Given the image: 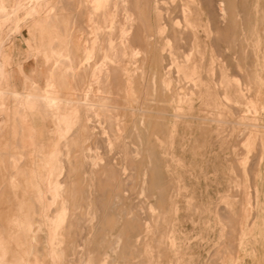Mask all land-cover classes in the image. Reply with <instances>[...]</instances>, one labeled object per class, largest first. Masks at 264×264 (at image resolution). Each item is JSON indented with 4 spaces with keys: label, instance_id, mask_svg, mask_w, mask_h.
I'll return each mask as SVG.
<instances>
[{
    "label": "rangeland",
    "instance_id": "1",
    "mask_svg": "<svg viewBox=\"0 0 264 264\" xmlns=\"http://www.w3.org/2000/svg\"><path fill=\"white\" fill-rule=\"evenodd\" d=\"M124 2L61 0L49 10L48 27L58 12L75 38L82 82L70 76L79 74L70 55L59 56L54 89L73 101L48 115L28 103L30 91L48 88L50 67L37 49L29 55L30 20L21 14L20 32L0 29V90L19 96L0 97V264H239L248 226L264 223V0ZM19 65L36 70L37 88L25 89ZM99 65L115 68V109L96 105L106 85L104 76L91 84ZM62 114L73 118L65 141ZM50 175L63 191L55 203ZM62 201L57 248L49 225Z\"/></svg>",
    "mask_w": 264,
    "mask_h": 264
},
{
    "label": "crops",
    "instance_id": "2",
    "mask_svg": "<svg viewBox=\"0 0 264 264\" xmlns=\"http://www.w3.org/2000/svg\"><path fill=\"white\" fill-rule=\"evenodd\" d=\"M3 4L5 9L7 10L8 13L13 12L14 11L17 12L16 15V20L14 18L11 19V21H17V23H15L14 21L12 22V24L14 23V27H15V31L16 32H20V21H21V14L25 15V17H27L29 14V16L27 17L28 20H30V29H32L37 37L36 40V44L35 47L30 45L29 46V55H31V49L35 48L38 50V52L40 53V56L46 55V65L50 66L48 67V75L45 78V81L47 82V87L49 85V78H50V72L51 70L54 71L55 68H52V60L49 58L50 55L52 54V52H56V53H60L61 55H63V53H65V55H70V61L73 63V49L72 46L73 42L75 40L74 36L72 35V32L69 29H66L64 27H62V22H63V17L59 15L58 12H56L55 14L58 15L59 17H61V22L60 23H55L56 27L55 28H49L48 24L46 23V16L49 15V10H51L52 8L57 10V4L61 1L58 0L57 2H51L50 0H0ZM35 1V2H32ZM42 1V2H41ZM39 4V5H38ZM19 5L18 8L17 6ZM17 7V9H16ZM29 8V9H28ZM14 9V10H13ZM21 9V10H20ZM35 11L34 13L36 14H31L32 10ZM30 10V12H29ZM10 11V12H9ZM29 12V13H27ZM12 14V13H10ZM48 14V15H47ZM31 15H35L33 16V18H30ZM43 15V16H41ZM10 21V22H11ZM7 23V24H10ZM18 25V26H16ZM1 27H3V25H0V29ZM60 27V28H59ZM70 43H69V42ZM56 43V44H55ZM4 40L0 39V58H3L5 61L8 59V55L4 52ZM54 50H53V46ZM62 45V46H60ZM60 47H62L60 49ZM58 49L61 51H58ZM52 51V52H51ZM53 56V55H52ZM51 56V57H52ZM29 58V56L27 57V59ZM51 60V61H50ZM19 72L21 74L24 75L25 81L27 79L29 80H34L31 76L36 74V70H33L31 73V76H28L24 73L23 70V66L19 65ZM3 71H0V74H2ZM25 84V83H24ZM23 84V86H24ZM54 85L55 83L51 86L48 87L46 90H50L53 91L55 93H58L55 91L54 89ZM23 94L24 97L27 94V91H25V89H23ZM39 90V89H38ZM45 90V91H46ZM0 91H5V90H0ZM31 94V93H29ZM63 93H58V97L62 100H60V102L66 101H73L72 99H65L62 96ZM25 102V101H24ZM45 108V107H44ZM44 111V109H42ZM46 112L50 109H46ZM45 112V114H46ZM35 113L33 112H29L28 116H29V122H30V126L32 124L33 127H35V119L32 118V115H34ZM49 114V113H48ZM47 115V114H46ZM68 122V121H73L72 115L69 114H62L61 120L57 123V125H60V122ZM19 127L23 129L25 128V126H23L22 124H19ZM59 127H57V136H58V132H59ZM25 130V129H24ZM24 130L21 132V129H19V134L23 135ZM20 142V141H19ZM29 142L31 144V146H34L32 139H29ZM24 149V148H23ZM256 175L261 176L262 178L260 180H258L257 183V190L260 193V195H262V197H264V155L262 157V165L258 168V173H256ZM260 207H264V199H262L259 203ZM260 220V219H259ZM258 220V222L253 224V229H252V233H251V227L248 226L249 229V233H248V245L247 247H243L240 248L238 251V263L239 264H264V223L260 222Z\"/></svg>",
    "mask_w": 264,
    "mask_h": 264
},
{
    "label": "bare ground",
    "instance_id": "3",
    "mask_svg": "<svg viewBox=\"0 0 264 264\" xmlns=\"http://www.w3.org/2000/svg\"><path fill=\"white\" fill-rule=\"evenodd\" d=\"M20 1V0H19ZM38 1V0H37ZM93 1V0H92ZM100 1V0H99ZM111 1V0H110ZM121 1V0H120ZM124 1V0H123ZM127 1H129V0H125V2L127 3ZM32 2H35V1H32ZM42 2V1H41ZM107 2V1H106ZM125 2H124V4H125ZM90 3H92V2H90ZM105 3V2H104ZM107 3H109V2H107ZM219 2H217V4H218ZM80 4V3H79ZM123 4V3H122ZM123 4V5H124ZM131 4H133V3H131ZM136 4V3H135ZM208 4V3H207ZM206 4V5H207ZM223 3H221V4H219V5H217L216 7H217V11H218V13H219V15L220 16H222L221 14H222V12L224 13L225 11L223 10V7L221 6ZM39 5V4H38ZM91 5V4H90ZM138 5V4H137ZM141 5V4H140ZM80 6V5H79ZM146 6V5H145ZM208 6V5H207ZM18 8H21V7H19V5L17 6ZM17 7H16V9H17ZM134 7V6H133ZM161 7V5L158 7V8H160ZM212 7V6H211ZM222 7V8H221ZM88 8V7H87ZM126 9H127V7H125ZM130 9H131V7H129ZM147 8V7H146ZM29 9V8H28ZM98 9V8H97ZM14 10V9H13ZM21 10V9H20ZM32 10V13L31 14H33L35 11H33V9H31ZM53 10V9H52ZM149 10V9H148ZM81 11V10H80ZM92 11V10H91ZM128 11V12H127ZM126 12L127 13H130V11H129V9L127 10ZM10 12V11H9ZM17 12H18V10L15 12L14 11V14H13V12H10V13H12V14H10V13H8L7 12V10L5 9V7H4V4L0 1V25L2 26H4V25H6L7 23H9V21L11 20H9L8 22H7V18H14L15 20H16V15L15 14H17ZM29 12H30V10H29ZM29 12H27V13H29ZM50 12V11H49ZM52 12V11H51ZM55 12V11H54ZM72 12V11H71ZM96 12V11H95ZM94 12V13H95ZM99 12H101V11H99ZM134 12V11H133ZM53 13V12H52ZM51 13V14H52ZM84 13V12H83ZM93 13V12H92ZM93 13V14H94ZM137 13V12H136ZM34 14H36V13H34ZM50 14V13H49ZM103 14V13H102ZM138 14V13H137ZM225 14V13H224ZM223 14V15H224ZM30 15V14H29ZM28 15V16H29ZM48 15V14H47ZM115 15V14H114ZM127 15V14H126ZM27 16V17H28ZM35 16V15H34ZM49 16V15H48ZM130 16V15H129ZM138 16V15H137ZM137 16L135 17V18H137ZM3 17V18H2ZM6 19H5V18ZM95 17V16H94ZM128 17V16H127ZM47 18H49V17H47ZM55 18H56V16H55ZM54 18V19H55ZM60 18V17H59ZM223 18V17H222ZM2 19H3V21H4V19H5V21L3 22L2 21ZM53 19V18H52ZM56 19H58V18H56ZM56 19H55V21H56ZM61 19V18H60ZM59 19V20H60ZM129 20H133V19H131V16L128 18ZM140 19V18H139ZM14 21V20H13ZM13 21H11L10 23L12 24V22ZM50 21H52V23H53V20H49V22ZM75 21V20H74ZM219 21V20H218ZM15 22V21H14ZM48 22V21H47ZM57 22H60V21H58L57 20ZM84 22V21H83ZM140 22V21H139ZM15 23H17V21L15 22ZM51 23V22H50ZM56 23V22H55ZM138 23V22H137ZM161 23V22H160ZM219 23V22H218ZM18 24V23H17ZM49 24V23H48ZM133 24V23H132ZM146 24V23H145ZM13 25H15L14 23H13ZM76 25V24H75ZM16 26H18V25H16ZM143 26V25H142ZM161 26V25H160ZM130 27V26H129ZM2 28V27H1ZM60 28V27H59ZM109 28H110V26H109ZM126 28H128V27H126ZM130 28H132V27H130ZM143 28V27H142ZM141 28V29H142ZM109 31V30H108ZM143 31V30H142ZM107 34V33H106ZM146 34V33H145ZM117 35V34H116ZM106 39V38H105ZM104 39V40H105ZM69 42V41H68ZM129 42V41H128ZM146 42V41H145ZM144 42V43H145ZM70 43V42H69ZM110 43V42H109ZM115 43V42H114ZM143 43V42H142ZM144 43H143V45H144ZM147 43V42H146ZM56 44V43H55ZM154 44V43H153ZM109 45H111V43L109 44ZM116 45V44H115ZM60 46H62V45H60ZM147 46V45H146ZM149 46V45H148ZM54 47H55V45L53 46V50H54ZM111 47V49L113 48V45H111L110 46ZM109 47V48H110ZM144 47V46H143ZM158 47V46H157ZM62 47H60V49H61ZM110 49V50H111ZM58 51H60L59 49H58ZM114 51V50H113ZM145 51V50H144ZM52 52V51H51ZM61 52V51H60ZM112 52V51H111ZM114 53V52H113ZM144 54V53H143ZM53 55V56H52ZM100 55V54H99ZM117 55V54H116ZM51 56L53 57V59H55L54 60V64H53V68H55V71L57 70V68H56V66H57V63H58V60H59V56H62L60 53H56L55 51L54 52H52V54H51ZM146 56V55H145ZM56 57H58V58H56ZM85 57H86V59L85 60H87V58H89V56H88V53H85ZM111 58V57H110ZM162 58V57H161ZM168 58V57H167ZM58 59V60H57ZM102 59V58H101ZM113 59V58H112ZM115 59H116V57H115ZM166 59V58H165ZM69 60H71L70 58H69ZM188 60V59H187ZM110 61H111V59H110ZM87 62V61H86ZM100 62V61H99ZM106 62V61H105ZM70 64L71 65H69V64H67V68H68V70L69 71H75V70H77L78 72H79V69H78V67H76V66H74V65H72L73 63L70 61ZM110 65V64H109ZM108 65V66H109ZM166 65V64H165ZM100 66V68L98 69V71L96 70V74H94L93 75V79H92V82H91V84H93V83H95V84H97L98 83V79H99V77H101V76H104L105 78V82H106V85H105V83H104V86H105V90H103V91H98L99 93V95H98V100H99V102L96 104V105H98L99 106V108L100 109H103V110H106V109H108V108H111V109H115V106H113V105H111V102L113 101V97L111 96V92H110V89H109V87H110V84H111V81H113V80H111V78H113V77H111L112 75V71H113V74H114V70H115V68H110V66L108 67V69L109 70H107L106 69V67L104 66V65H99ZM81 67H82V65H81ZM165 67V66H164ZM107 70V71H106ZM55 71H52L51 70V74H50V78H49V85H48V87H51L54 83H55V81H54V79H53V75L55 74L54 72ZM65 71H66V68H65ZM193 72V71H192ZM71 73V72H70ZM74 73H76V71L74 72ZM87 73V72H86ZM68 74H69V72H68ZM77 74V73H76ZM193 74V73H192ZM56 75V74H55ZM70 75V74H69ZM71 77L73 76V78L74 79H80L81 78V75H80V72H79V74L78 75H70ZM24 77V76H23ZM26 78V77H25ZM168 79V78H167ZM81 80V79H80ZM79 80V81H80ZM27 81L29 82V84H30V86H29V88H31L32 87V85H34L33 86V88H35L36 86H37V81H35V80H29V79H27L26 81H25V84H24V87H25V89L27 88V85H26V83H27ZM168 81V80H167ZM78 82V81H77ZM81 82H82V80H81ZM113 83H114V81H113ZM112 83V84H113ZM164 84V83H163ZM94 85V84H93ZM97 86V85H96ZM98 87V86H97ZM102 87V86H101ZM100 87V88H101ZM164 87V86H163ZM28 88V89H29ZM37 88V87H36ZM103 88V87H102ZM101 88V89H102ZM24 89V88H23ZM91 89V88H90ZM89 89V91H91ZM35 90V91H34ZM33 90V92L32 91H30V93L31 94H27V95H29V99H28V103H29V105H31V106H33V105H37V106H40L41 107V109H44V111H42V112H46V110H45V108L46 109H51V108H53V107H55V108H58V107H56L57 106V103L58 102H60V100H62V99H60L58 96H57V94L55 95V92H53V91H50V90H46L44 93H42L41 91L42 90H38V89H34ZM86 90V89H85ZM23 93V92H22ZM85 93H87V92H84V94ZM9 94H11V95H14V96H18V93L17 92H15V91H7V90H5V91H0V97L1 96H3V95H9ZM20 95V94H19ZM79 94H77V96H78ZM76 96V97H77ZM80 96V95H79ZM5 97V96H4ZM19 97V96H18ZM27 97V96H26ZM77 98H80V97H77ZM76 98V99H77ZM2 99V98H1ZM152 100H153V98H152ZM84 101V100H83ZM44 102H46V103H48L49 104V106H47V105H45L44 106ZM70 102V101H69ZM77 102V101H76ZM45 103V104H46ZM77 103H79V102H77ZM82 103V102H81ZM88 103V102H87ZM86 103V104H87ZM91 104V103H90ZM56 105V106H55ZM92 105V104H91ZM42 106H44V107H42ZM59 106V105H58ZM89 105H87V107H88ZM94 106V105H93ZM20 108H23V107H20ZM19 108V109H20ZM36 108H39V107H36ZM0 109H1V106H0ZM40 109V110H41ZM88 109H89V107H88ZM90 109H91V107H90ZM2 110V109H1ZM25 110V108H23V111ZM53 110H55V109H53ZM58 110H59V108H58ZM57 109L55 110V112H57L58 111ZM20 111V110H19ZM21 111H22V109H21ZM20 111V112H21ZM80 112V111H79ZM48 111L46 112V114L48 115ZM78 121V120H77ZM83 125V126H82ZM57 126H60L59 127V132H58V138H59V140H63V141H65L63 138H64V135H65V133L66 132H68L69 131V129H70V127H69V125L66 123V122H64V121H62V122H60V125H57ZM81 126L82 127H84L85 125L84 124H81ZM21 129V132L24 130L23 129V127L22 128H20ZM83 129V128H82ZM83 130H85V127H84V129ZM18 132H20V131H18ZM20 132V133H21ZM79 132V131H78ZM80 133V132H79ZM85 133H86V130H85ZM92 134V133H91ZM17 143V142H16ZM39 150V149H38ZM37 151V150H36ZM41 152V151H40ZM39 155V154H38ZM66 156V155H65ZM40 157V156H39ZM56 156H55V154H53V155H51V158L52 159H54ZM61 157V156H60ZM42 159V158H41ZM15 162V161H14ZM61 163V162H60ZM47 164V166L49 165V163H46ZM45 164V165H46ZM69 166V165H68ZM53 168H55V167H53ZM61 168V167H60ZM54 171V170H53ZM55 172V171H54ZM52 174H54V173H52ZM58 174V173H57ZM117 174V173H116ZM39 176V175H38ZM47 177V176H46ZM41 180V179H40ZM47 184H48V186L47 187H49L50 186V195H52V197L50 198L51 199V201H52V203H55V201H58V199H60V197H61V193L63 192H61V186H59V187H61V188H58V181L53 177V175H50L49 177H48V179H47ZM45 183V182H44ZM59 183H61L60 181H59ZM60 185V184H59ZM61 185H62V183H61ZM64 186H65V184H64ZM47 194H48V192H47ZM41 198V197H40ZM48 200V199H47ZM61 202V201H60ZM60 205V204H59ZM58 207H60V206H58ZM62 208L60 209V210H58V212L56 213V215L54 216V218H52L51 220H50V218H49V220H50V227H49V229H50V231H51V233H53V235H54V245L58 248L59 247V245H60V242H62V240L60 239V238H57L59 235L57 234L59 231H61L62 230V225H63V223L65 222L64 220H65V218H67V217H65L66 216V214L68 213V208H67V206H66V203H65V201H62V206H61ZM58 209V208H57ZM51 210V209H50ZM55 210V209H54ZM53 216V215H52ZM42 221V220H41ZM67 221V220H66ZM64 226H65V224H64ZM64 228V227H63ZM73 228V227H72ZM6 229V228H5ZM65 229V228H64ZM1 232V231H0ZM59 234H61L60 232H59ZM59 239V240H58ZM57 240V241H56ZM61 240V241H60ZM11 241V240H10ZM63 241H64V239H63ZM54 246V247H55ZM32 252V251H31ZM56 252V251H55ZM60 252H62V251H60ZM53 253H54V251H53ZM3 254V253H2ZM4 255V254H3ZM58 258V257H57ZM1 259H2V255H1V257H0V261H1ZM56 259V258H55ZM26 261V260H25ZM0 263H2V262H0Z\"/></svg>",
    "mask_w": 264,
    "mask_h": 264
}]
</instances>
